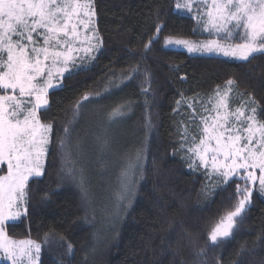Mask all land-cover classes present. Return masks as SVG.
Masks as SVG:
<instances>
[{"label":"trees","instance_id":"16d2710c","mask_svg":"<svg viewBox=\"0 0 264 264\" xmlns=\"http://www.w3.org/2000/svg\"><path fill=\"white\" fill-rule=\"evenodd\" d=\"M92 1L101 48L72 65L38 109L40 121L51 125L46 163L42 177L27 183L25 214L5 224L7 237L40 244L38 264H264L258 184L232 237L209 246L210 231L234 210L236 187L245 182L239 174L224 184L204 169L190 170L183 131L200 134L185 102L209 99L228 80L233 94L253 100L264 122V54L236 61L165 48L163 38H214L197 34L193 18L174 10L176 0ZM89 100L80 120L74 118L77 102ZM121 105L125 115L103 134L104 116ZM85 123L99 139L80 130ZM79 134L92 146H64ZM131 152L138 168L121 206L116 181ZM201 249L204 255H197ZM0 264L10 263L3 258Z\"/></svg>","mask_w":264,"mask_h":264},{"label":"snow or ice","instance_id":"6c2138e0","mask_svg":"<svg viewBox=\"0 0 264 264\" xmlns=\"http://www.w3.org/2000/svg\"><path fill=\"white\" fill-rule=\"evenodd\" d=\"M196 2L198 0H184L182 4L178 2L176 8L191 11ZM199 2L206 5V10L198 16V22L203 21L204 29L215 33L218 39L194 45L169 37L167 44L184 45L189 52L221 51L225 56L243 61L264 54V0H210V5L209 0ZM93 16L91 0H0V92L3 93L0 94V165H7V174L0 176V249L11 264H22L24 258L28 264H37L39 259L41 245L31 240H9L5 222L21 215L19 209L26 201L29 178L42 175L41 160L49 143L51 125L40 121L37 110L47 104L46 95L53 87L54 75L63 76L69 71V64H74L73 54L78 51L75 45L81 43L80 29L89 31ZM160 31L162 27L157 26V33ZM93 38L99 41L95 32L93 37H86L88 48L85 51L90 52L95 47L91 43ZM221 40L239 42L221 43ZM227 84L232 86L234 81L228 80ZM17 91L19 96L15 94ZM33 96L35 103L29 108L28 101L22 98ZM88 99L87 95L83 97L84 101ZM82 107L84 104L77 102L74 118ZM124 107L115 108L110 119L123 116ZM219 108H229L227 92L218 100L217 116L211 127L202 117L203 136L199 144L188 151L196 155L205 168L210 162L213 173L222 183L227 184L239 174L245 187L237 185L236 193L240 198L234 210L228 211L210 231V247L232 237L238 221L242 222V214L257 182L259 191L264 193V122L257 119L255 107L226 111L223 116L219 115ZM246 112L251 114L246 115ZM61 144L63 146V141ZM81 189L84 191L83 181ZM68 248L71 252V245ZM197 255H204V250Z\"/></svg>","mask_w":264,"mask_h":264},{"label":"rangeland","instance_id":"374dc122","mask_svg":"<svg viewBox=\"0 0 264 264\" xmlns=\"http://www.w3.org/2000/svg\"><path fill=\"white\" fill-rule=\"evenodd\" d=\"M178 2L182 4L184 2V0H176L174 10L177 11V12L185 13V14H187V15H189V16H191L193 18V20L195 21V24H196L195 32L197 34L204 35V36H213L214 37L212 39H210V38L197 39V40L196 39L195 40L191 39V40H185V41H188L190 44L200 45V44H204V43H206V42H208L210 40L218 39V37L215 35V33H210L208 30L204 29L203 21H199L198 22V16H202L204 14L205 10H206V5L204 3H201L198 0V2H196L194 4L192 10L188 11V10H185V9H177L176 8V4ZM91 4H92V10L94 12V16L92 17V23L90 24V30L85 32V30L83 28L80 29V41H81V43L75 45V47H77L78 51H76L73 54L74 57H75L74 64H69V70L72 67V65L79 64L82 59L88 58L89 56H94L96 54L97 50L99 51L100 48H101L100 39H99V41H97L96 39L93 38L91 40V43L95 47H93V50L90 51V52L89 51H85V49L88 48V40L86 39V37H93L94 32H95V34H97L96 33V27H95V23H96L95 11H94V8H93V1L92 0H91ZM209 5H210V0H209ZM93 30H94V32H93ZM166 39L167 38H163L161 40V45H163L165 48H168V49L184 51V52L188 53L189 55L213 56V57H222V58L236 60V61H243V60L238 59V58L233 57V56H225L223 54V52H221V51H214V52H206V51L189 52L188 49L184 45H178V44H175V43L167 44L166 43ZM171 39L174 40V41L175 40H184V39H176V38H171ZM220 42L221 43H236V42H239V41L238 40H233V41H222L221 40ZM53 71L55 73V69H53ZM66 73L67 72H65L63 75H65ZM61 77L62 76L54 75V77L52 79L53 87L48 89L47 94L49 92H51L52 90L58 89V88H60L62 86ZM229 88H231V91H229ZM226 92H227L229 108L227 110H225L223 108H219V115L220 116L225 115L226 111L234 112L237 108L250 109L251 107H254V106L256 107V104H253V100L252 99H250V98L249 99H245V97L243 98L240 94H237V95L233 94V93H235L234 92V88H233V86H229L228 84L225 87H223L221 89H218L209 99L196 98L195 100L187 101V103L185 102V104L188 106L189 112L191 111L192 112L191 114H192L193 118H195L197 120L196 122L198 123V127H199V130H200L199 137L196 138L195 144H194L193 143V138H191L189 133L185 129H183V131H184V140H185V142H187L188 149L189 148H193L196 145H198L199 142H200V138L203 136V128H204L205 125H204V122L202 120V117L207 119L208 126L211 127V125L213 124L214 119L217 116L218 100L220 99V97H223ZM217 93H219V95H217ZM9 94H12L10 90H9ZM15 94L17 96H19L18 91ZM22 99H25L26 101H28L27 107H29V108L35 103L34 96L31 97V98L25 97V98H22ZM46 99H47V95H46ZM90 100L86 104H84V107L79 109V112L82 111L85 108L86 105H91V103H93V101H90ZM235 103H238V105L236 107H234L232 105V104H235ZM46 105H44L43 107H45ZM110 113H112V111H110L108 114L110 115ZM250 114H251L250 112H246V115H250ZM81 115H83L82 112L79 114V120H80ZM124 115H125V112H124ZM37 116H38V110H37ZM86 116L87 117H89V116L91 117V115H89V114H87ZM99 117L100 116H96L95 115V118H99ZM116 119H118V118H116ZM86 120H87V118L85 119V122H86ZM103 120H106V123L103 122L102 123L103 125H101V129L104 131L103 134L104 133L105 134L110 133L109 131H111L112 127L113 126H117V124H118V121H113L115 119H110V116H108V115L104 116ZM83 121H84V118H83L82 122ZM88 121L91 122L90 119H88ZM111 121H113V122H111ZM77 122H78V120H76L75 124ZM94 122L96 123L95 125L98 126L99 122L98 123H97V121H94ZM107 124L109 126L108 130H107ZM89 125L91 126V124H89ZM93 125H94V123H93ZM81 128L82 129H80V130L82 132L85 131L86 132L85 135H87L88 138H90V136H91V138H93L95 136L97 139H99L98 135H100V134L99 133L98 134H96V133L92 134L91 132H93V131H91V128L88 129L89 132H87L86 123L83 124ZM94 129H95V127H93V130ZM78 132H80V131H78ZM50 136H51V130L48 133L49 143L45 146V148H46L45 155L42 157V160H41V164H42L41 172H42V175H43L44 166H45V163H46V158H47V154H48V150H49ZM88 138H85V140L83 141V139L81 138V136L79 134L78 136H74V137L69 138L66 141V144L64 146H87L86 144H88L90 142V140ZM88 145L92 146L91 144H88ZM211 145L214 147L215 146V142L212 141ZM102 147L105 148L106 146L105 147L102 146ZM188 149H187L186 155H187V158H188V162H189L188 166H189L190 170L194 171L197 168H200V169L206 170L209 175H212V176L217 175L216 173H213L210 162H209L208 167L205 168L201 164V162L198 159V157L196 155H194L193 153L189 152ZM133 154H134L133 152L128 154L129 157L126 158L127 161H124V164L120 168V173L121 174L117 176L116 191H118L119 195H122V198H117V204H119L121 202V200H123L128 195V192L130 190H132V188H133L134 173L136 172V170L138 168V166H137L138 159L134 160V155ZM107 155H108V153H107ZM209 155H211V154H209ZM69 160L72 161V162L69 161V163H70L69 166L74 165V159H72V155L70 154V152H69ZM256 172L259 175V170L258 169L256 170ZM6 174H7V165L6 164L0 165V176L6 175ZM42 175L39 176V177L32 176V177L29 178V180L34 179V178H41ZM29 180H28V182H29ZM257 184H258V182H257ZM255 195L260 197V198H262V199H264V193H261L259 191V186L258 185H257V190H256V194ZM129 199H128V202L125 201L124 202V206L121 207V208H124V210L121 211V213H123L124 211L127 210L128 206H129V203H130ZM83 200H85V198ZM121 206H122V202H121ZM117 207H114V208H117ZM19 211L21 212V215L16 220L6 221L5 224L7 222H16L25 214V203H22L20 205ZM115 212L116 213L111 215L113 218L118 213L117 210ZM20 241H27V240H19V241H16V242H20ZM3 258L6 259L4 251L2 249H0V259H3ZM6 260L11 264V261H9L8 259H6ZM38 261H39V259H38ZM38 261H37V264H38ZM22 264H28L27 258L23 259Z\"/></svg>","mask_w":264,"mask_h":264},{"label":"water","instance_id":"95a60500","mask_svg":"<svg viewBox=\"0 0 264 264\" xmlns=\"http://www.w3.org/2000/svg\"><path fill=\"white\" fill-rule=\"evenodd\" d=\"M158 39H159V34H156V36L151 40V43L156 42ZM150 46H151V44L149 43V44L147 45V47H146V50H148V49L150 48ZM257 175H258V173H257ZM254 190H255V187L253 188V193H254ZM253 193H252V195H253ZM251 197H252V196H251ZM250 206H251V199H250V202H249V204H248V207H250Z\"/></svg>","mask_w":264,"mask_h":264}]
</instances>
